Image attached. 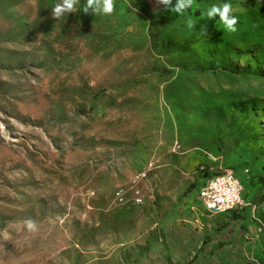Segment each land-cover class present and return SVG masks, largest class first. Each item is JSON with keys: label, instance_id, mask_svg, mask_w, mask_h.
<instances>
[{"label": "rangeland", "instance_id": "rangeland-1", "mask_svg": "<svg viewBox=\"0 0 264 264\" xmlns=\"http://www.w3.org/2000/svg\"><path fill=\"white\" fill-rule=\"evenodd\" d=\"M59 2L0 0V264H264V0Z\"/></svg>", "mask_w": 264, "mask_h": 264}, {"label": "clouds", "instance_id": "clouds-1", "mask_svg": "<svg viewBox=\"0 0 264 264\" xmlns=\"http://www.w3.org/2000/svg\"><path fill=\"white\" fill-rule=\"evenodd\" d=\"M77 3H79V0H60V2L52 9V18L54 20H59L65 13L73 12ZM155 3L156 5H163L164 10L183 14L187 9H190L193 6L194 0H176L174 6L173 0H155ZM114 7V0H86L82 11L87 14L91 9L95 14L102 13L104 15H110L113 13ZM231 12L232 5L230 3H224L222 6L213 5L207 11V17L211 20L216 16H219L220 21L225 25L227 31L235 32L237 19L230 16ZM187 26L188 28L193 27L191 19L188 20ZM219 202L223 203V198H221ZM209 207H214V205H209ZM24 225L29 233H35L38 230L36 222L32 219L25 220Z\"/></svg>", "mask_w": 264, "mask_h": 264}, {"label": "built area", "instance_id": "built-area-1", "mask_svg": "<svg viewBox=\"0 0 264 264\" xmlns=\"http://www.w3.org/2000/svg\"><path fill=\"white\" fill-rule=\"evenodd\" d=\"M147 172H144L143 175H146ZM236 189H243L241 181L235 176L233 179H221L220 182L209 190V197L207 199H212V209H206L210 213H214L217 210L224 209L228 206H231L232 203H243L242 196H236ZM131 202L136 206H141L144 204V194L140 186L138 189H130ZM128 191H122V188L116 190L114 196L124 195V203L121 205L127 204ZM223 198V203L219 201ZM203 204V202H201Z\"/></svg>", "mask_w": 264, "mask_h": 264}, {"label": "bare ground", "instance_id": "bare-ground-1", "mask_svg": "<svg viewBox=\"0 0 264 264\" xmlns=\"http://www.w3.org/2000/svg\"><path fill=\"white\" fill-rule=\"evenodd\" d=\"M235 176L232 173H227L223 176H221V179H233ZM220 182V176H217L213 178L201 191V198L203 202L205 203L207 209H212V207H209V205H212V199H207L209 197V190L216 186ZM236 196H242V189H236ZM120 199H123L122 195H118ZM241 204L243 203H232L231 206H228L224 208L223 210H217L214 213H226L231 210L237 209Z\"/></svg>", "mask_w": 264, "mask_h": 264}]
</instances>
